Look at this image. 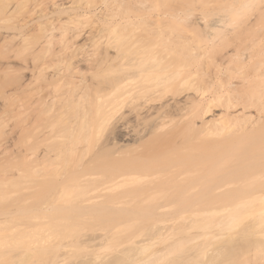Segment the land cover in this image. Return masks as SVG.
Here are the masks:
<instances>
[{"label": "bare ground", "instance_id": "bare-ground-1", "mask_svg": "<svg viewBox=\"0 0 264 264\" xmlns=\"http://www.w3.org/2000/svg\"><path fill=\"white\" fill-rule=\"evenodd\" d=\"M258 202L264 0H0V264H166Z\"/></svg>", "mask_w": 264, "mask_h": 264}, {"label": "rangeland", "instance_id": "rangeland-1", "mask_svg": "<svg viewBox=\"0 0 264 264\" xmlns=\"http://www.w3.org/2000/svg\"><path fill=\"white\" fill-rule=\"evenodd\" d=\"M113 54V53H112ZM53 90H55L56 91V89L54 88ZM51 92H52V90H51ZM56 93H58V95L60 94V92H58V90L56 91ZM56 93H54V91H53V95L54 94H56ZM57 95V94H56ZM17 195V194H16ZM247 205V204H246ZM252 205V204H251ZM250 204H249V206L247 207V206H245V207H247V208H245L243 205H239V206H243L242 208H243V210H242V208H239V206L237 207V209H238V214H240L241 215V217H240V219H239V222H237L238 220H234L235 222H233L234 224L235 223H237V224H235L234 226H232V227H229L228 228V225L230 226V222H232V220L234 219V218H236V217H238V215H236V217H234V218H232V219H229L228 217L230 216V218L233 216L232 214H234V216H235V207L236 206H234L233 207V209H231V208H228V209H230V211L231 210H235L234 211V213H231L229 210L228 211H225V213H228V212H230V214L228 215V216H225V214H223V211L222 212H219V213H217V214H220V215H222V216H215V214L213 215L215 218H217V219H210L209 217L208 218H205V217H207V216H205V217H203L202 218V216H198L200 219H198V217H197V219H192V218H194L193 216H191L190 218L189 217H187V219L188 220H185V219H183V220H181V218H178L179 220L177 221V219H176V223H174V224H176L175 226H171V225H173V224H171L173 221H171V222H169V223H167V224H169L168 226L169 227H175V228H177L176 230H178L179 229V231H180V229H182V228H184V225H185V230L186 231H184V232H186L185 234H186V236L188 235H195V234H200V235H197V237L198 236H201V237H199L198 239H201V238H203V234H201V233H204V232H207V229H205L206 228V226L208 227V225H209V229L211 228L213 231H211V232H213L214 234H211V232H210V234H209V231H208V234H209V236H208V234H206L207 236H208V238H209V240H207V239H205L206 240V242H205V244H208V242H209V244L208 245H205L204 244V241L202 242V243H200V245L199 244H197L196 243V241L195 242H188L189 241V238H190V241H194L197 237L196 236H192V237H186V239L188 240V241H186V239H185V244H187L188 246H183V249H182V247L179 249L180 250V252L179 253H181V254H179L178 252H176L175 254L173 253V254H171V255H177V256H179V257H177V256H172L173 258H171L172 259V261L170 260V262H166V264H168V263H170V264H208L209 262H210V264L211 263H213V264H226L227 262V264H264V245L262 244L263 243V241H264V236H262L263 234L262 233H260V231H259V234L261 235H259V234H257V233H255V232H258V230H256V228L255 229H251L252 227H253V225L255 226V225H258V227H260V225L261 224H263V223H259L258 221L259 220H257V219H261L262 217H263V213H264V203L263 204H261V203H257V204H255V205H253V206H251ZM235 208V209H234ZM245 208V209H244ZM263 209V210H262ZM242 210V211H241ZM263 212H262V211ZM262 213V214H261ZM237 214V213H236ZM207 215V214H206ZM232 215V216H231ZM260 215H262V216H260ZM204 216V215H203ZM212 216V217H213ZM260 216V217H259ZM222 217V218H221ZM225 217L226 218H228L229 220L227 221V219H225ZM221 219V220H220ZM238 219V218H237ZM212 221V223L214 224L215 223V220L216 221H218V222H216L215 224H216V227H217V225L219 224V225H221L222 226V230H219V229H216V228H213L212 226H213V224L212 223H210V224H208L209 223V221ZM256 220V221H255ZM262 220V219H261ZM260 220V222H262L263 220H264V217H263V220L261 221ZM210 221V222H211ZM214 221V222H213ZM142 222V221H141ZM227 222H229L228 224H227ZM137 224H139V221L138 222H136ZM223 223H225L226 225H223ZM204 224H206L205 226H203ZM208 224V225H207ZM83 225V224H82ZM82 225H79L78 226V229H77V231H80V235H82L83 237H81V239H83V240H86V239H88L91 235H94V236H98V234H100L99 233V231H92V229H91V227L88 225V224H84L83 226ZM233 225V224H232ZM139 226H141V223H140V225ZM154 226V225H153ZM177 226V227H176ZM179 226H180V228H179ZM224 226H226V229L225 230H223V228H225ZM262 227L264 226V225H261ZM149 228H147L148 229V233L150 232L151 233V231L153 230V228L154 227H152V224L151 225H149L148 226ZM150 227L152 228V230L150 229ZM261 227V228H262ZM77 228V227H76ZM75 228V229H76ZM136 228H138V225H136ZM141 227H139L138 229H140ZM217 228H219V227H217ZM254 228V227H253ZM260 228V229H261ZM59 228H55V229H52L51 231L52 232H56V230H58ZM146 229V230H147ZM151 231H150V230ZM215 229V230H214ZM259 229V230H260ZM264 229V228H263ZM262 229V230H263ZM73 230H74V228H73ZM82 230L84 231V233L82 232ZM91 230V231H90ZM145 230V231H146ZM165 230V233H166V229H164ZM175 230V229H174ZM175 230V231H176ZM254 230H256L254 233L257 235L256 237H255V234H253V233H251L252 231H254ZM75 231V230H74ZM73 231V232H74ZM140 231V230H139ZM171 231V230H170ZM169 231V233H171V234H174V236H176V234L175 233H173V229H172V231L170 232ZM179 231H178V233H179ZM217 231H220V232H218V233H216ZM246 231V232H245ZM98 232V234H96ZM77 233V232H76ZM95 233V234H94ZM145 233H147V231L145 232ZM144 233V234H145ZM147 233V234H148ZM164 233V234H165ZM168 233V232H167ZM220 233V234H219ZM244 233H246V234H244ZM251 233V234H250ZM263 233H264V230H263ZM78 234V233H77ZM102 234V233H101ZM100 234V235H101ZM225 234V235H224ZM248 234V235H247ZM250 234V235H249ZM252 234L254 235V236H252ZM146 235V234H145ZM166 235V234H165ZM178 235H181V234H178ZM183 236H184V234H182ZM216 237V238H213L214 236ZM217 235L219 236V237H217ZM221 235H223V236H221ZM245 235H247V237L245 236ZM89 236V237H88ZM171 236H173V235H171ZM204 236H205V234H204ZM210 236H212V237H210ZM245 236V237H244ZM250 238H249V237ZM85 237H88V238H85ZM169 237V236H168ZM179 237H181L182 238V236H178V237H173L174 239H177V240H179L178 242H181V243H184V238H182V240L179 238ZM171 238V237H170ZM170 238H168V241H170L169 239ZM191 238H192V240H191ZM143 239H144V237H143ZM142 239V240H143ZM172 239V238H171ZM238 240L239 242H233V240ZM11 240V239H10ZM138 240V239H137ZM139 240H140V238H139ZM173 240V239H172ZM201 240H198V241H201ZM229 240H230V242H229ZM255 240V241H254ZM141 241V240H140ZM211 241V242H210ZM246 243H245V242ZM254 241V242H253ZM261 243H259V242ZM262 241V242H261ZM176 242V240H174V242L172 241L171 243H175ZM247 242H249V243H247ZM253 242V243H252ZM258 242V243H257ZM170 243V242H169ZM170 243V244H171ZM192 243V244H191ZM194 243V244H193ZM199 243V242H198ZM230 243V244H229ZM240 243V244H239ZM245 243V244H244ZM231 244H232V246H231ZM235 244V245H234ZM247 244V245H246ZM251 244V245H250ZM257 244H258V246H257ZM260 244V245H259ZM11 245V244H10ZM9 245V246H10ZM132 245V244H131ZM160 245H162V244H160ZM163 245H164V243H163ZM165 245H169V244H167V242L165 243ZM164 245V246H165ZM184 245V244H183ZM195 245V246H194ZM205 245V246H204ZM230 245V246H229ZM263 246V248H262V246ZM8 246V245H7ZM17 245H15V247H16ZM111 247H112V244L110 245ZM113 246H115V247H117L118 248V246H116V244L114 245L113 244ZM129 244H123L122 246H120L118 249L117 248H115V247H113V248H105V249H103L101 252H98L99 254H102V256H103V259L105 258L106 259V261L108 260L110 263L112 262V260H113V258L115 257V256H118V255H121V254H119V252H118V254H117V252L116 251H119V250H124V248H129V247H131V246H129ZM156 246H159V245H156ZM198 246V247H197ZM202 246H204V247H202ZM259 246H261V248L263 249V251H261L259 248H256V247H259ZM12 246H10V249L11 250H9L10 251V254H11V251H13V256H15L17 253H19L17 250H19V248H11ZM18 247V246H17ZM160 247L162 248V246H159V249H160ZM235 247V248H234ZM238 247V248H237ZM247 247H249V248H247ZM90 248H92V247H90ZM90 248H86V250L88 249V252H90L91 250H94V248H92V249H90ZM184 248H185V250H184ZM244 248V249H243ZM9 249V247L7 248V250ZM13 249V250H12ZM15 249H17V250H15ZM97 249V248H96ZM95 249V250H96ZM117 249V250H116ZM155 249V248H154ZM234 249V250H233ZM243 251H241V250ZM246 249H248V250H246ZM4 250H6V249H4ZM6 250V251H7ZM14 250L15 251H17V252H14ZM22 250V249H21ZM21 250H19V251H21ZM76 250V249H75ZM75 250H73V252L75 251ZM80 250V249H79ZM86 250H84V252H83V249H81L80 251H76L75 253H77V252H79V253H77V254H79L78 256H80L82 253H81V251L83 252V253H85V251ZM90 250V251H89ZM182 250H184V251H182ZM231 250H233L232 252H231ZM5 251V252H6ZM178 251V250H177ZM182 251V252H181ZM236 251H237V253H240L239 255L236 253ZM239 251V252H238ZM241 251V252H240ZM72 252V253H73ZM88 252H86V253H88ZM15 253V254H14ZM64 253H65V251H64ZM71 253V252H70ZM71 253V254H72ZM72 254V255H74V257H72V258H70L69 257V262H67L66 264H82V263H80V262H84V261H86V262H84V263H86V264H98L101 260H99V261H96L95 259H92V258H94L93 256L91 257V254H89V256L88 255H82L83 257H79L78 258V256L76 255V254ZM182 253H183V255H182ZM234 253V254H233ZM70 254V255H71ZM18 255V254H17ZM182 255V256H181ZM232 255V256H231ZM78 258V261H76L77 260V258ZM86 256V257H85ZM106 256H107V258H106ZM187 256V257H186ZM231 257H233V258H231ZM76 258V259H75ZM96 258V257H95ZM186 258H188V261H187V259ZM229 258V259H228ZM72 259V260H71ZM92 259V260H91ZM110 259H111V261H110ZM176 261H174V260ZM185 259H186V261H185ZM228 259V260H227ZM239 259V261H237ZM68 260V259H67ZM93 260H95V261H93ZM234 260V261H233ZM242 260V261H241ZM73 261V262H72ZM93 263H92V262ZM241 261V262H240ZM244 261V262H243ZM96 262V263H95ZM230 262V263H229ZM237 262V263H236ZM240 262V263H239ZM35 263H37V262H35ZM35 263H32V264H35ZM3 264V263H2ZM6 264H13V263H6ZM14 264H17V263H14ZM38 264V263H37ZM64 264H65V262H64ZM165 264V263H164Z\"/></svg>", "mask_w": 264, "mask_h": 264}]
</instances>
